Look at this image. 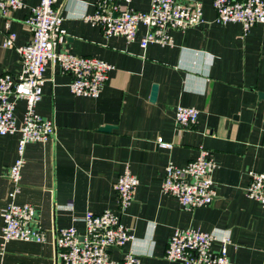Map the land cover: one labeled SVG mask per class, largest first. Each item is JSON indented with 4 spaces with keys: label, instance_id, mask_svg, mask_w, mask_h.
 Returning a JSON list of instances; mask_svg holds the SVG:
<instances>
[{
    "label": "crops",
    "instance_id": "obj_1",
    "mask_svg": "<svg viewBox=\"0 0 264 264\" xmlns=\"http://www.w3.org/2000/svg\"><path fill=\"white\" fill-rule=\"evenodd\" d=\"M97 0H58L66 32L64 49L114 66L96 99L73 96L70 76L48 66L43 95L36 105L42 118L55 124V135L25 146V164L14 201L35 208L45 232L43 243L2 240V212L13 189L7 178L17 158L19 135L0 136V264H62L56 257L57 230L74 227L88 211L118 212L113 186L128 166L138 179L134 201L121 216L134 236L139 264H177L164 258L176 229H194L217 238L228 236V259L234 264H264V206L245 195L250 172H264V24L244 36L237 23L215 22L211 0L203 6L204 23L173 31L172 45L140 47L145 28L134 41L106 38L101 28L83 18L95 12ZM40 0H23L11 13L9 32L15 47L31 40L25 18ZM150 0H132L130 8L146 12ZM5 20L0 15V77L18 76L20 57L6 48ZM157 86L155 101H150ZM261 95V96H260ZM177 106L198 110L195 125L179 129ZM24 102L15 108L22 121ZM109 128L105 130L104 128ZM158 138L171 149L157 145ZM205 148L213 154L215 199L210 206L187 211L161 192L168 163L184 167ZM213 251L220 243H212ZM123 250H111L120 260Z\"/></svg>",
    "mask_w": 264,
    "mask_h": 264
},
{
    "label": "built area",
    "instance_id": "obj_2",
    "mask_svg": "<svg viewBox=\"0 0 264 264\" xmlns=\"http://www.w3.org/2000/svg\"><path fill=\"white\" fill-rule=\"evenodd\" d=\"M58 0H40L30 10L24 22L31 33L30 42L15 47L16 35L9 32L11 13L24 6L23 0H0V15L5 20L6 48H14L19 54L21 70L18 76L4 74L0 77V136L18 134L17 158L9 168L7 178L13 185L9 203L2 212V240H20L43 243L45 232L36 218L35 208L14 201L19 191L21 172L25 164L24 150L29 143L45 142L55 135V124L42 118L35 108L43 95L46 82L44 74L48 66L58 67L70 76L69 90L73 96L96 99L100 96L114 66L106 61L76 56L59 49L65 42L64 18L56 6ZM132 0H97L95 12L83 18L85 22L101 28L106 38L121 36L132 42L140 26L145 33L140 47L149 44L172 45L171 32L184 31L204 23L203 6L197 1L150 0L146 12L130 8ZM215 22L220 25L237 23L244 36L258 24H264V0H211ZM24 102L22 121L17 124L15 108ZM198 110L177 106L175 123L179 129L195 125ZM264 132V121H263ZM157 145L171 149L170 143L158 138ZM216 163L213 154L205 148L184 167L168 163L164 169L161 192L176 199L181 208L191 211L210 206L215 199L212 179ZM250 182L245 195L264 206V172H250ZM138 186L137 177L125 166L113 186L118 212L101 214L86 212L81 221L84 232L74 227L57 230L54 238L56 257L62 264H139V257L132 251H124L134 236L121 222L122 214L134 201ZM218 241L220 249L213 251L212 243ZM230 244L228 236L217 238L210 233L194 229H176L165 248L164 258L177 264H234L227 256ZM111 250H123L120 260L110 258Z\"/></svg>",
    "mask_w": 264,
    "mask_h": 264
},
{
    "label": "water",
    "instance_id": "obj_3",
    "mask_svg": "<svg viewBox=\"0 0 264 264\" xmlns=\"http://www.w3.org/2000/svg\"><path fill=\"white\" fill-rule=\"evenodd\" d=\"M156 95H157V86L156 85H154L153 87H152V90H151V96H150V101H155V99H156ZM261 96V95H260ZM105 130H108L109 128H107V127H105L104 128Z\"/></svg>",
    "mask_w": 264,
    "mask_h": 264
}]
</instances>
